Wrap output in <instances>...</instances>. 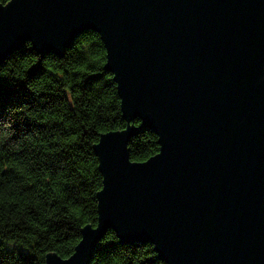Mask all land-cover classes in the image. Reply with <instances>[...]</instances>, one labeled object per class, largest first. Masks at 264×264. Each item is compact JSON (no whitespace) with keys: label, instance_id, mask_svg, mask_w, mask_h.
<instances>
[{"label":"water","instance_id":"obj_1","mask_svg":"<svg viewBox=\"0 0 264 264\" xmlns=\"http://www.w3.org/2000/svg\"><path fill=\"white\" fill-rule=\"evenodd\" d=\"M85 31L103 41L127 126L93 144L97 226L46 264H90L108 230L166 264H264V0H11L0 64L27 42L61 57ZM141 128L159 152L132 162Z\"/></svg>","mask_w":264,"mask_h":264},{"label":"trees","instance_id":"obj_2","mask_svg":"<svg viewBox=\"0 0 264 264\" xmlns=\"http://www.w3.org/2000/svg\"><path fill=\"white\" fill-rule=\"evenodd\" d=\"M104 66L96 31L75 37L61 57L27 42L0 64V264L68 259L82 228L97 226L103 175L93 144L127 126ZM157 140L141 128L128 142L131 161L157 155ZM95 248L90 264H166L152 244H122L111 230Z\"/></svg>","mask_w":264,"mask_h":264}]
</instances>
